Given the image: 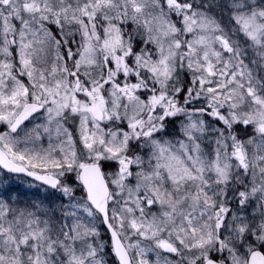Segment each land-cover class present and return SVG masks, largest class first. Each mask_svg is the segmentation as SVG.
<instances>
[{"label":"snow or ice","instance_id":"obj_1","mask_svg":"<svg viewBox=\"0 0 264 264\" xmlns=\"http://www.w3.org/2000/svg\"><path fill=\"white\" fill-rule=\"evenodd\" d=\"M0 264H264V0H0Z\"/></svg>","mask_w":264,"mask_h":264}]
</instances>
